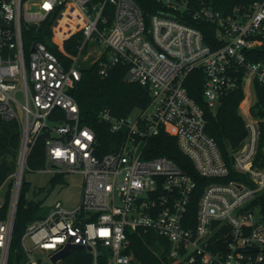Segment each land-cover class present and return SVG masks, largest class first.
I'll list each match as a JSON object with an SVG mask.
<instances>
[{
	"label": "built area",
	"instance_id": "1",
	"mask_svg": "<svg viewBox=\"0 0 264 264\" xmlns=\"http://www.w3.org/2000/svg\"><path fill=\"white\" fill-rule=\"evenodd\" d=\"M197 1L194 8L187 0H158L164 10L150 15L135 0H0V18L12 24L0 26V117L21 128L4 217L6 203L0 207V264H10L18 202L30 170L26 162L41 136L46 137L45 166L38 171L80 173L84 187L74 209L57 203L27 224L20 241L26 264H65L52 258L69 246L91 253L93 264L103 254L106 264H145L129 253L134 233L157 237L163 264H264V213L255 204L264 191V170L254 165L263 121L250 111L254 85L264 86V62L252 60L253 52L264 48V0L227 14L210 0ZM56 14L48 43L61 55L41 42H32L26 55L23 26H40ZM202 22L215 26V48L205 43ZM77 33L83 35L78 53H68L65 42ZM97 48L94 62L99 61L103 77L123 64L126 81L147 88L151 97L133 123L101 113L112 132L127 131L123 143L101 158L96 134L81 124L70 93L82 63ZM195 70L203 72L210 109L241 85L249 117L248 137L234 154L233 168L242 180L207 185L194 218L196 182L173 160L147 158L145 150L150 139L165 133L175 137L201 177L230 176L217 142L206 133L203 109L185 88Z\"/></svg>",
	"mask_w": 264,
	"mask_h": 264
},
{
	"label": "trees",
	"instance_id": "2",
	"mask_svg": "<svg viewBox=\"0 0 264 264\" xmlns=\"http://www.w3.org/2000/svg\"><path fill=\"white\" fill-rule=\"evenodd\" d=\"M145 14H155L163 9L158 0H135ZM192 7H198L197 0H187ZM215 10L224 14L231 13L234 8L247 6L251 3L262 0H210ZM57 15L49 17L40 26H23L22 35L25 45V53L29 54L32 42H41L49 46L48 41L53 36L52 26ZM111 24L113 16L110 15ZM64 22L61 19L60 24ZM198 27L204 34L205 43L215 45V26L211 23H199ZM83 41L82 33H77L65 42V50L71 54H77L79 46ZM59 56V52H56ZM104 55L102 59H105ZM252 60L264 62V48L253 52ZM86 63V62H85ZM127 67L123 64L116 65L107 77H103L99 72V61H93L86 67L81 68L80 80L75 83L70 91L75 98L80 109L81 124L90 127L96 134L97 148L96 155L102 157L106 153L116 149L127 137L126 130L119 132L111 131V124L101 118L103 111H108L117 120L127 119L137 109L145 110L151 101L150 92L147 88L126 81ZM185 88L191 98L203 109L206 120V133L217 142L220 152L227 165L231 169V174L226 179H206L201 177L196 171L193 162L185 156L177 145L175 137L162 133L158 137L150 139L145 150L147 158L166 157L177 163L191 178L197 186L194 190L190 213L194 215L197 209V202L205 187L211 182H229L231 180H242L234 171V154L244 145L248 130L245 120L240 114V105L245 100L243 87L225 95L221 104L216 110L207 106L203 96L204 76L201 70H195L189 74L185 81ZM256 102L251 107V114L255 118L263 121V132L260 134L257 154L254 165L264 170V86L256 83L254 85ZM45 142L46 137L41 136L32 147L27 158L26 165L32 171L41 170L45 166ZM21 147V128L15 121H5L0 117V188L8 181L17 166V160ZM63 175L55 176V179L62 181ZM11 183H9V190ZM28 184L23 181L20 198L15 218L12 252L10 264H26L25 257L21 249V237L28 223L41 219L47 215L48 211L40 203L27 202L25 193ZM9 193L7 202L3 208V217L7 213ZM255 204L261 207L264 213V191L257 197ZM131 252L136 258L145 264H163L159 252V240L153 233L132 234L130 237ZM106 257L100 256L99 264H106ZM65 264H93L91 253L85 250H77L67 259Z\"/></svg>",
	"mask_w": 264,
	"mask_h": 264
},
{
	"label": "rangeland",
	"instance_id": "3",
	"mask_svg": "<svg viewBox=\"0 0 264 264\" xmlns=\"http://www.w3.org/2000/svg\"><path fill=\"white\" fill-rule=\"evenodd\" d=\"M95 46L90 44V51ZM100 48L93 51V54L89 56V60L86 63H82L83 67L91 64L100 53ZM251 107L255 103L254 94L251 97ZM248 101H243L240 105V114L245 120V124L248 121ZM251 111V110H250ZM142 114V110H135L129 117L130 122H135ZM62 181L55 179L53 174L44 171H32L26 170L24 174V181L28 184V189L25 193V199L27 202L40 203L44 209L50 212L57 203H60L67 209H74L79 204L83 194V176L80 173L75 174H62ZM9 192V182H6L0 188V207L7 202V195ZM254 216L257 221L261 219V210L256 208L254 210ZM43 263H48L47 259L42 257Z\"/></svg>",
	"mask_w": 264,
	"mask_h": 264
},
{
	"label": "water",
	"instance_id": "4",
	"mask_svg": "<svg viewBox=\"0 0 264 264\" xmlns=\"http://www.w3.org/2000/svg\"><path fill=\"white\" fill-rule=\"evenodd\" d=\"M0 26L11 28L12 24L0 18ZM260 132H263V127L260 129ZM81 249L80 246H69L65 251L60 254L55 255L52 260L56 263L58 260L66 259L68 256L72 254L74 250Z\"/></svg>",
	"mask_w": 264,
	"mask_h": 264
}]
</instances>
